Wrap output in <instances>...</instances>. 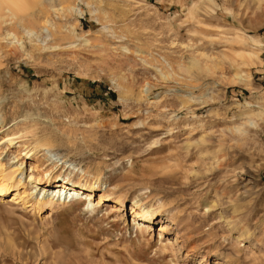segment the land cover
Masks as SVG:
<instances>
[{
    "label": "rangeland",
    "instance_id": "rangeland-1",
    "mask_svg": "<svg viewBox=\"0 0 264 264\" xmlns=\"http://www.w3.org/2000/svg\"><path fill=\"white\" fill-rule=\"evenodd\" d=\"M33 12L0 27V159L23 181L11 193L103 186L92 212L0 200V264H264V0ZM136 204L153 220L136 226Z\"/></svg>",
    "mask_w": 264,
    "mask_h": 264
},
{
    "label": "bare ground",
    "instance_id": "bare-ground-1",
    "mask_svg": "<svg viewBox=\"0 0 264 264\" xmlns=\"http://www.w3.org/2000/svg\"><path fill=\"white\" fill-rule=\"evenodd\" d=\"M41 1L42 0H0V27L2 24L4 25L7 19H11V21H13V19L19 20L20 18H22L20 15H24L25 17H27L29 16L30 13L34 14L33 11L39 6ZM49 1H52V0H49ZM69 7H71V5ZM73 9L75 10L74 7ZM21 20H23V18ZM30 31L33 32L34 30L31 29ZM9 36H13V40L17 39L16 35L13 33H10ZM5 125H6V120L0 114V127L4 128ZM4 142L5 143L8 142L10 145H13L14 141H13V138H11V136H8L7 140H5ZM52 145L53 144L50 141H45L44 143H37L36 149L46 148L47 154L49 155V157L56 158V155L50 153V149ZM55 160L61 163V165L68 166V163L66 161H62L59 158H56ZM70 167L71 166H69V168ZM17 173L18 171H13V170L7 171L5 165L1 162V159H0V200H3L7 196L12 197V200H11L12 202L16 204L21 203L22 205H24V207L28 205L31 207L34 206V207L40 208V207L49 205L50 207L54 209V207L56 206H60V205L67 206L68 204L75 201L76 199H82L84 201L89 202V208H90V211L92 212L94 210L93 203L91 202V199L93 198V193L95 192V190L102 188L103 186L99 176L96 178L94 185L90 187V190L81 188L78 184L72 183L70 181L60 180L57 182L56 186L54 184V192H52V193L56 192L54 196H52L53 195L52 194L51 195L52 197L49 198L48 200H44L45 199L44 197L41 201L39 200L36 203L29 204V200L27 199V196L25 194L26 192L18 193L17 191H15L14 195H12L14 191L11 193V189L20 188V186L23 185L22 178L18 179ZM45 174H46L45 178L49 180L51 175H48L47 173ZM82 174L83 176L86 175V173L84 172H82ZM42 195H45V194L43 193ZM119 204L122 205V201L120 199L118 200V205ZM140 205L141 204L139 205L136 204L137 209L135 210L134 208H132V213L135 214L133 215L135 216L134 222L136 226H139V227L141 224H145V223H148L149 221H152L157 213V210L153 209V207H143L144 205L143 206H140ZM143 231L144 230H140V233H142Z\"/></svg>",
    "mask_w": 264,
    "mask_h": 264
}]
</instances>
